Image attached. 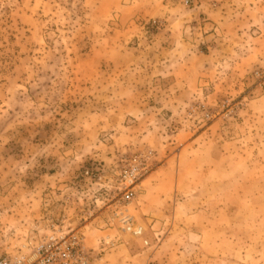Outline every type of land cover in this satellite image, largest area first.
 Returning a JSON list of instances; mask_svg holds the SVG:
<instances>
[{
	"label": "rangeland",
	"instance_id": "obj_1",
	"mask_svg": "<svg viewBox=\"0 0 264 264\" xmlns=\"http://www.w3.org/2000/svg\"><path fill=\"white\" fill-rule=\"evenodd\" d=\"M68 231L264 264V0H0V255Z\"/></svg>",
	"mask_w": 264,
	"mask_h": 264
},
{
	"label": "built area",
	"instance_id": "obj_2",
	"mask_svg": "<svg viewBox=\"0 0 264 264\" xmlns=\"http://www.w3.org/2000/svg\"><path fill=\"white\" fill-rule=\"evenodd\" d=\"M134 192L124 194V200L130 201ZM123 230L135 236L142 233V227L134 225L128 217L121 218ZM83 239L77 232H59L46 236L27 253L13 256L0 255V264H90Z\"/></svg>",
	"mask_w": 264,
	"mask_h": 264
}]
</instances>
